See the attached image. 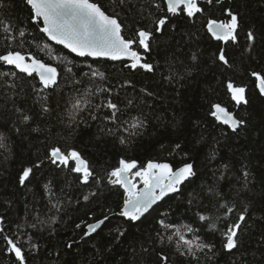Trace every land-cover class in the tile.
<instances>
[{"label": "trees", "instance_id": "16d2710c", "mask_svg": "<svg viewBox=\"0 0 264 264\" xmlns=\"http://www.w3.org/2000/svg\"><path fill=\"white\" fill-rule=\"evenodd\" d=\"M10 2L11 7L5 14L13 22H22L20 26L27 29V50L54 66L60 65L55 56L65 57L70 62L67 66L74 65L72 74L59 67L58 86L43 93L50 97L52 111L27 124L17 122V114L12 111V101L8 100V94L0 87V125H3L0 131H4L8 136L6 143L9 146V151L0 149V216L5 219L6 232L15 235L18 242L25 244V251L29 252L28 236L22 233L31 232V229H21L18 232L17 225L23 224L25 220L31 223L37 214L41 218L55 219V223L39 234L38 241H33L38 242L39 251L30 252L27 264H156L157 253L161 249L175 258L172 245H168L167 241L162 244L156 240V232L163 231L158 221L165 215L166 222L177 226L187 224L200 229L201 238L214 243L219 249L220 233H212L206 225L196 220L193 215L196 209L193 207L188 210L186 198L187 193L193 189L199 191L202 183L211 184L212 170L220 168L223 164L230 166V171L226 174L227 179L221 182L223 192L230 193L240 188L242 172L246 169L250 173L249 188L253 189L256 195L253 198L252 193L244 192L240 199L253 201L248 218L253 227L248 229L250 235L246 237V246L253 251L259 249L256 251V259L259 260L260 252L264 251L258 244L261 231L264 230V224L259 223L264 216V97L258 94L250 72L264 71V0H222L224 7H232L240 14L238 43L217 41L207 33L204 25L208 18L226 19L219 6L212 9L211 16L201 14L193 20L185 16L171 18V24L176 25L175 30H170L169 25L163 35L156 34L151 51L144 53L145 62L156 66L155 71L151 73L142 69L129 71L125 67L126 61L122 63L73 55L54 42L47 41L46 37L30 24V13L24 0ZM93 2L100 5L106 13L119 15L126 38H132L138 27L151 22L150 18H147V11L143 16L140 13L144 0H129V4L124 7L119 6V0ZM250 27L256 34L255 48L251 52L247 50L245 43V33ZM2 37L3 33H0V53L4 50ZM32 37L36 39L33 40ZM46 42L52 46V56L40 52L36 47H43ZM220 48L226 50L232 67L214 63L215 54ZM192 53L197 54V62H191ZM173 58L183 62L182 65L179 62L176 64L175 71L183 75L185 67H188L191 69V75L169 81L167 62ZM90 68L105 73L107 80L101 82L96 78L93 81L90 77H84L83 82L75 86L68 82L70 79H81L83 73L89 72ZM13 70L12 66H0V85L6 81L10 83L14 79L4 76ZM19 76L21 79L17 82L22 83L26 89L30 83L40 87L38 78L24 79L22 73ZM125 79H131L135 88L121 90L120 99L123 101L127 97L134 100L132 116L143 112L147 117V126L141 134L121 144L114 136L98 135L99 127L103 124L113 126L109 121H103L102 124L98 120L90 121V126L81 124L73 135H69V130L61 120L66 119L63 115L68 107L66 101L77 95L72 91L73 87L82 93L94 85L109 84L116 87ZM228 79L248 86V105L236 106L230 100L224 88ZM141 89H147L154 95L148 97L141 93ZM24 95L25 93L20 94ZM26 95L27 99L18 97L15 102L26 111L37 112L38 105L33 104L35 93L29 89ZM91 99L95 104L99 103L101 98L93 96ZM212 103H221L239 118L247 119L248 126L233 133L211 116ZM106 112L107 110H104V113ZM37 125L45 131L33 132L32 129ZM14 128H19V133L14 130L7 131ZM198 140L201 142L197 143ZM177 143L181 144L183 151H174ZM52 146H60L65 151L70 148L79 150L89 161L100 182L90 181L88 185H83L78 179V174L45 159L47 149ZM213 150L216 157L209 161L207 157ZM184 152H187L188 156H185ZM37 157L44 160L43 166L35 170L30 183L26 186L19 185L20 171L24 167L32 166ZM122 157L136 160L140 167L150 160L169 162L174 168L185 162H194L197 176L184 188L183 196L171 195L139 221L129 222L119 215L124 190L119 185L109 184L106 177L108 172L118 166ZM46 184L49 185L50 191L45 189ZM93 192L96 193L95 196L89 195ZM85 195L89 196L88 200L83 198ZM54 205H58V209ZM104 215H108L109 219L90 237L83 236V225L81 229L76 228V224L82 221L84 224L95 222L103 219ZM223 226L220 222L219 227L222 229ZM117 230L124 233L119 239ZM185 235L192 238L191 233ZM70 243L71 248L68 247ZM5 247V242L0 238V264H12L14 258L3 251ZM144 249L149 251L145 252ZM226 261V257L220 258L219 264H226ZM177 264H181V261L177 260ZM202 264L211 262L202 261Z\"/></svg>", "mask_w": 264, "mask_h": 264}, {"label": "snow or ice", "instance_id": "6c2138e0", "mask_svg": "<svg viewBox=\"0 0 264 264\" xmlns=\"http://www.w3.org/2000/svg\"><path fill=\"white\" fill-rule=\"evenodd\" d=\"M24 4L29 9L30 24L43 37H46L47 41L62 45L64 49L79 57L106 58L122 63L126 61L125 67L129 71L141 69L149 73L155 71L156 66L154 64L145 62L144 53L151 51L152 41L156 34L163 35L169 25H171L170 30H175L176 25L171 24L173 17L185 16L189 20H193L201 14L211 16L212 9L219 6L226 19L208 18L204 25L207 33L217 41L238 43L241 28L240 14L234 11L232 7H224L222 0H144L140 6V13L143 16L144 12L147 11V18H150L151 22L138 27L132 38L125 37L124 25L118 14L106 13L93 0H24ZM128 4L129 0H119L121 7ZM10 7V0H0V33H3L4 45V50L0 53V66H12L14 70L5 73L4 76L6 78L11 76L14 79L10 83L6 81L0 87L3 88L5 94H8V100L12 101V111L17 114V122L27 124L37 120L40 115L52 111L49 104L50 97L43 95V93L58 86L59 67H63L66 73L72 74L74 65L67 66L70 62L65 57L55 56L54 58L60 61V65L54 66L51 63H45L43 59L27 50L25 48L29 39L26 35L27 29L20 26L22 22H13L5 14ZM156 12L162 14L156 15ZM32 39L35 40L36 37H32ZM255 42V30L250 27L245 33V43L249 52L254 50ZM36 47L39 48L40 52L52 56L51 44L46 42L43 47L40 45H36ZM190 60L197 62V54L192 53ZM178 62L183 64L182 61H178V58H173L167 62L170 72L169 81L177 78L184 79L185 76L191 75V69L188 67H185L183 75L175 71ZM215 62L232 67L224 48H220L215 54ZM20 73L24 74V79L36 80L38 78L40 87L37 88L35 84L30 83L26 89L22 83L17 82L21 79ZM250 76L254 78L258 94L264 97V71H251ZM84 77H90L93 81L96 78H99L101 82L107 80L105 73L90 68L89 72L83 73L81 79H70L68 82L75 86L81 84ZM129 87L135 88L131 79H125L116 87L109 84L94 85L82 93L73 87L72 91L76 92L77 95L66 101L68 107L63 114L66 119H62L61 123L69 130V135H73L81 124L90 126V121L99 120L102 124L103 121H109L113 126L108 127L103 124L99 127L98 135H111L118 139L121 144L126 143L131 137L141 134L148 123L143 112L136 116L131 115L134 107L133 99L127 97L123 101L120 99V91ZM224 88L236 106L248 105V86L246 84L228 79L224 83ZM29 89L35 93L36 99L33 100V104L38 105L37 112L26 111L24 107L15 102L18 97L22 100L27 99L26 93ZM140 91L148 97L154 95L147 89ZM21 93H25V95L20 96ZM93 96L100 97V102L94 104L91 99ZM210 109L211 116L220 124L226 125L233 133H237L248 126L247 119L239 118L221 103H212ZM104 110L107 112L104 113ZM13 130L16 133L20 131L19 128L7 129V131ZM32 131L42 133L45 129L37 125ZM7 140L8 136L5 132L0 131V149L9 151ZM200 142L197 141V143ZM175 150L183 151L181 144L177 143ZM184 155L188 156V153L184 152ZM215 157L216 152L213 150L207 159L211 161ZM45 159L54 165L67 168L69 172L78 174V179L83 185H88L90 181L100 182V178L95 175L94 170L90 167L89 161L76 148L65 151L60 146H52L47 149ZM189 159L191 160L190 156ZM43 164L44 160L37 157V161L32 166L22 168L18 175V184L26 186L27 183H30L35 170L41 168ZM229 171L230 166L228 164L213 169L212 183H202L199 191L193 189L187 193L186 198L188 210L193 207L196 209L193 213L196 220L206 225L212 233H220V248L217 249L214 243L202 239L200 229L187 224L177 226L166 222L167 216L165 215L158 221L163 231L156 232V240L162 244L167 241L168 245H172L175 258L165 254L164 249H161L157 253L156 264H177V260H180L181 264H202V261L219 264V259L225 257L227 258L226 264H264V251L260 252V259L257 260L256 251L259 249L253 251L246 246V237L250 235L248 229L253 227L249 224L248 219L253 208V201L241 200L240 197L244 192L252 193L253 198L256 195L253 189L249 188L248 177L250 173L245 169L242 172L240 188L235 189L234 192L226 193L221 190V182L227 179L226 174ZM196 176L197 169L194 162H185L182 166L173 168L170 163L150 160L145 166L140 167L136 160H127L123 157L120 158L118 166L106 174L109 184L119 185L124 190L119 215L129 222L139 221L153 204L169 194L183 196L184 188L187 184L192 183ZM140 184L142 186H138ZM44 187L49 189L48 184ZM89 195L95 196L96 193L93 192ZM83 198L88 200L89 196L85 195ZM54 207L58 209L59 206L54 205ZM108 219L109 216L104 215L103 219L93 223L84 224L82 221L76 224V228L81 229L83 225V236L90 237ZM220 222L224 225L222 229L219 227ZM4 223V217L0 216V238L6 245L3 251L14 258L12 264H27V256L30 252L39 251L38 242L33 241H38L39 234L50 224L55 223V219L41 218L37 214L31 223L25 220L23 224L17 225L18 232L21 229H31V232L22 233L28 236L27 247L29 252L25 251V244L18 242L15 235L7 234ZM259 223L264 224V216L261 217ZM117 231V239H119L124 233ZM165 232L169 234L165 235ZM185 233H191L192 238H188ZM258 244L264 248V230L261 231ZM71 246L70 243L68 247L71 248ZM144 251L149 250L144 249Z\"/></svg>", "mask_w": 264, "mask_h": 264}, {"label": "water", "instance_id": "95a60500", "mask_svg": "<svg viewBox=\"0 0 264 264\" xmlns=\"http://www.w3.org/2000/svg\"><path fill=\"white\" fill-rule=\"evenodd\" d=\"M59 46H61V47H63L62 45H59ZM67 50V49H66ZM69 51V50H68ZM73 55H75V56H77L75 53H72ZM77 57H79V56H77ZM80 58H85V57H80ZM89 58H92V57H89ZM92 59H94V58H92ZM96 59H105V60H108V59H106V58H96ZM111 61V60H110ZM114 62H120V61H114ZM218 122V121H217ZM219 123V122H218ZM223 125V124H222ZM226 126V125H225ZM156 162V161H155ZM167 163H169V162H167ZM182 166V165H181ZM180 167V166H179ZM174 168V167H173ZM178 168V167H177ZM142 186V185H141ZM123 189V188H122ZM171 195H174V194H169L168 196H165L164 198H162L161 200H159V201H157L155 204H153L149 209H148V211L147 212H145L142 216H141V218L143 217V216H145L148 212H150L157 204H159L162 200H164L165 198H167V197H169V196H171ZM124 218V217H123ZM140 218V219H141ZM126 219V218H125ZM91 223H93V222H91ZM102 227V225L100 226V228ZM99 228V229H100ZM98 229V230H99ZM97 230V231H98ZM96 231V232H97Z\"/></svg>", "mask_w": 264, "mask_h": 264}]
</instances>
